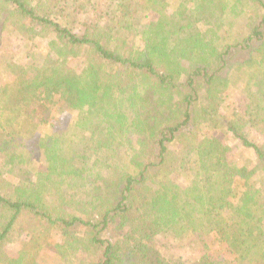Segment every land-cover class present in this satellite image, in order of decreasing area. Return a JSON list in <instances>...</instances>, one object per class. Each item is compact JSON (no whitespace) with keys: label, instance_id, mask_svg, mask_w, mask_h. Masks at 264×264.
<instances>
[{"label":"trees","instance_id":"obj_1","mask_svg":"<svg viewBox=\"0 0 264 264\" xmlns=\"http://www.w3.org/2000/svg\"><path fill=\"white\" fill-rule=\"evenodd\" d=\"M2 57L0 264H264V0H0Z\"/></svg>","mask_w":264,"mask_h":264},{"label":"rangeland","instance_id":"obj_2","mask_svg":"<svg viewBox=\"0 0 264 264\" xmlns=\"http://www.w3.org/2000/svg\"><path fill=\"white\" fill-rule=\"evenodd\" d=\"M238 25H241V22L238 23ZM10 46H7L6 48L12 50L11 53L14 55L15 58L13 60L15 61H21L23 57H19L20 54H22V48L25 45V41L22 40L17 34H13L11 37H8ZM9 54V56L11 55ZM19 57V59H18ZM4 58H0V71H3L4 68ZM234 80V78H233ZM239 80H242V78H239L236 82L234 80L232 86L231 94L228 98L229 110L234 109L237 111L236 108H238V102L241 95V89L239 87ZM228 143L232 147V155L233 159L238 162L239 164H249V162H252L253 156L250 151H245L241 148L240 145H238L237 142L232 141L230 138H228ZM158 245L161 249L162 254L168 258V259H176L178 257L182 258L186 263H189L190 261L195 260L200 256L202 253V250L200 249H190L187 246L181 247L176 242H174L171 239L167 238H160L158 241ZM8 250L10 253L13 251V247H8ZM41 264H60L59 262H56V259L52 255H47L46 253H43L42 256L39 258Z\"/></svg>","mask_w":264,"mask_h":264}]
</instances>
